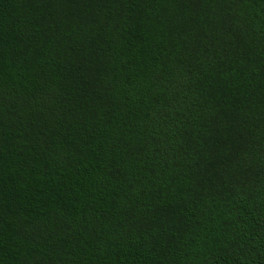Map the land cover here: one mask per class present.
<instances>
[{"label":"trees","instance_id":"1","mask_svg":"<svg viewBox=\"0 0 264 264\" xmlns=\"http://www.w3.org/2000/svg\"><path fill=\"white\" fill-rule=\"evenodd\" d=\"M0 264H264V0H0Z\"/></svg>","mask_w":264,"mask_h":264}]
</instances>
